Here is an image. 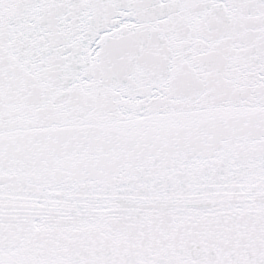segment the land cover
Instances as JSON below:
<instances>
[{"label":"snow or ice","instance_id":"1","mask_svg":"<svg viewBox=\"0 0 264 264\" xmlns=\"http://www.w3.org/2000/svg\"><path fill=\"white\" fill-rule=\"evenodd\" d=\"M0 264H264V0H0Z\"/></svg>","mask_w":264,"mask_h":264}]
</instances>
